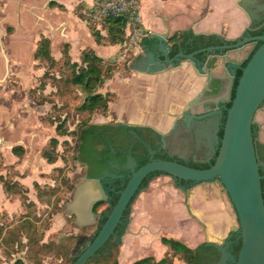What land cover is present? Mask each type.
I'll return each mask as SVG.
<instances>
[{
    "label": "water",
    "instance_id": "1",
    "mask_svg": "<svg viewBox=\"0 0 264 264\" xmlns=\"http://www.w3.org/2000/svg\"><path fill=\"white\" fill-rule=\"evenodd\" d=\"M256 1L257 5L251 0H242L240 5L246 9L252 23H257V27L261 28L264 27V0ZM168 36L169 33L152 35L150 39L156 43L154 48L148 46L142 49L131 66L135 71L149 74H161L169 69L181 70L185 73L183 75L186 85L185 94L176 103L168 104L160 118L163 125L169 129L163 131L152 124L149 125L166 133L176 127L179 121L188 122V118H193L192 112L196 110V106L213 103L216 108H219L218 113H222L223 110L226 113L223 136L217 148L218 154L209 168H195L178 160L168 159H152L138 170L133 168L125 188L116 192L119 198L112 206L111 212L104 215L106 221L100 230L90 235L78 236L71 253L72 257L76 258L72 264H86L111 237L117 235V228L124 223V213L130 202L143 180L153 172L167 175L155 178L149 187L173 185V191L183 193L184 200H189L186 198L187 193L204 187L221 185L237 223L232 226L230 234V237L235 236V240L228 241L225 246L223 245L225 240L222 244L208 243L207 245L218 249L227 258L226 250L229 249L230 244L241 241L238 256H231L232 263L264 264V190L262 185L264 176L260 173L254 136L256 116L264 105V34L240 38L233 44L209 46L190 54L181 52L173 58L170 57L172 47ZM201 53L206 59L198 58ZM213 57L223 60V70L228 81L226 95L218 99L213 97L203 99L212 80L217 77L208 67V61ZM247 59L249 60L244 65ZM238 70L242 71V75L238 80L233 98ZM198 88L200 89L197 90ZM229 102L230 106L227 105ZM175 110L178 112H174ZM129 124L147 125L136 118H131ZM216 125H218L216 129L218 131L219 124L216 122ZM206 129L208 134L212 132L209 124ZM217 143H219L218 140ZM174 179L178 183L184 181L190 184L183 183L177 187ZM90 183L91 185L86 184L82 188L84 192L81 194L95 193L98 196L89 204L88 220L80 222L86 225L94 224L97 218L104 217L102 214L93 212L92 208L96 202L107 199L105 196L99 197L98 192L102 193L99 181H90ZM140 195L146 196V190ZM134 205L135 202L124 235L117 237L120 238V251L121 239L129 237L128 230L134 221ZM76 214L78 215V212Z\"/></svg>",
    "mask_w": 264,
    "mask_h": 264
},
{
    "label": "crops",
    "instance_id": "2",
    "mask_svg": "<svg viewBox=\"0 0 264 264\" xmlns=\"http://www.w3.org/2000/svg\"><path fill=\"white\" fill-rule=\"evenodd\" d=\"M96 1L0 0V7L4 5L0 8V20L1 22L5 21L9 26L3 31L0 22V31L4 37H7L5 35L9 36L7 47L10 57L17 64L23 62L24 59L30 60L32 55L35 58L38 41L46 37L50 41V51L55 59H61L65 53H68L72 61L79 62L81 54L85 50H94L96 54L106 60L120 59V54L123 52L122 43H98L90 25L91 22L83 14V10ZM241 1L142 0V26L147 34L142 38V49L148 46L154 48L156 43L150 39L152 35L169 33L168 37H170L180 31L217 34L230 40L238 39L246 31L251 32L258 28V24L252 23L248 12L240 5ZM251 1L256 5L258 3L256 0ZM96 29L100 30L103 35L107 33L104 27L100 28L96 25ZM142 49L134 51L132 56L128 55L132 58L129 63L130 71L133 73L130 81L121 84L122 87L117 90L111 88L106 89L105 92L112 90L116 93L117 101L129 108L127 112L130 120L136 118L143 124H152L167 131L169 128L163 125L160 118L168 104L176 103L185 94L186 85L183 81L185 73L173 69L161 74L133 70L131 68L133 61L142 52ZM35 60L40 61L36 58ZM208 67L217 77L212 80L203 99L225 97L228 81L223 70V60L213 57L208 61ZM175 72L180 75L179 85L176 88L171 82H167L169 75ZM222 75L225 77H221ZM138 76L148 79L149 85L142 89L140 83L135 80ZM1 92L2 90H0ZM4 105L6 104L1 101L0 97V112L3 111L1 106ZM114 106L115 101L110 103V110H113ZM213 106H215L213 103H207L196 106L195 109H206ZM174 112H178V110ZM191 119L188 118L186 123L190 124ZM256 119L264 124V107L257 113ZM208 121L210 122L211 119ZM147 196L149 197L146 203ZM157 196L160 197L156 199ZM161 197L160 194L154 196L146 192V196L141 201L142 212L151 211V205H155L153 207L155 209H167L168 212H172L175 218L174 222L178 225L175 232L176 238L193 248L206 242L222 243L231 232L232 226L235 225L232 210L221 185L204 187L187 193L186 198L189 200L186 201L184 194L178 192L176 194L177 205L173 206L171 203L169 207L165 205L166 208L159 206L161 201L165 202ZM163 248L165 251L159 259L164 256L169 247ZM124 251L125 248L121 257L123 256L125 264L133 262H126V251L123 253Z\"/></svg>",
    "mask_w": 264,
    "mask_h": 264
},
{
    "label": "rangeland",
    "instance_id": "3",
    "mask_svg": "<svg viewBox=\"0 0 264 264\" xmlns=\"http://www.w3.org/2000/svg\"><path fill=\"white\" fill-rule=\"evenodd\" d=\"M2 22L4 31L9 26L6 22L3 24ZM5 36L7 37H4L0 31V90H2L0 97L6 104L1 106L3 111L0 112V175L18 180L24 188L28 189L27 195L33 206L31 210H28L20 194H6L0 182V227L4 228L6 235L19 224L18 221L23 219L24 214H27L39 226L44 227L49 224V229L44 233V241L61 242L70 237L74 240L80 233L83 234L82 232L86 231L83 229L84 225H88L78 221L75 205L84 195L81 194L84 192L82 188L91 183L83 176V167L74 159L77 144V133L74 134V132L77 131L81 119L76 111L78 112L77 106L82 103L86 95L73 87L70 96L61 98L58 95L57 86L53 84L54 81L42 78L45 73L43 62L35 60L32 55L30 60L24 59L21 63H15L7 47L9 36ZM132 54L133 51H130L129 55L132 56ZM131 56L120 61L114 60L115 62H112L115 67L113 78L108 79L105 85L97 90L101 92L111 88L117 90L122 87L121 84L128 83L133 75L129 68ZM140 78L142 77L138 76V80ZM143 81H140L141 88L145 86ZM41 84L45 86L44 89L40 88ZM46 97L47 101H41ZM117 98L113 100L115 101L113 110H109L106 115L97 113L92 117L91 123H98L106 118L130 120L127 114L122 116L115 111L116 105L121 104ZM57 107L62 110L60 111ZM61 114L63 117L67 115L68 134L65 136L58 135L56 124L53 123L55 117ZM52 137L59 138V145L56 148L59 159L55 163H48L42 156V151L49 147ZM16 145L25 147L23 155L18 156L13 153L12 149ZM58 168H63L64 172L60 174ZM65 177H69L70 182L74 184V190L66 184ZM37 183L43 188L42 198L39 197ZM146 192L154 196L160 194L161 198H164L165 202L159 203L161 208H166L165 205L169 207L171 203L173 206L177 205L178 192L173 191V185L148 187ZM98 194L100 198L103 197L102 193L98 192ZM148 197H146V203ZM159 197L157 196L156 199ZM143 199L144 196L140 195L135 200L134 221L128 230L129 237L121 239L119 264H125L123 256L121 257L124 248L126 253L133 255L130 259H125L126 262L150 255L159 259L165 251L163 247H170L168 243L162 241L163 236L168 235L167 237L172 236L177 239L175 232L178 225L174 222L173 213L168 212L167 209H155L153 208L155 205H151V211L144 213L141 207ZM234 221L237 225L235 218ZM3 224L5 227L1 226ZM2 240L0 228V264H13L16 259L26 257V248L23 250L19 248L11 255ZM24 242H27L26 239ZM60 261L49 255L44 258L43 264H58ZM176 264L185 263L176 261Z\"/></svg>",
    "mask_w": 264,
    "mask_h": 264
},
{
    "label": "trees",
    "instance_id": "4",
    "mask_svg": "<svg viewBox=\"0 0 264 264\" xmlns=\"http://www.w3.org/2000/svg\"><path fill=\"white\" fill-rule=\"evenodd\" d=\"M53 4V3H52ZM91 27L94 30V35L98 43L105 44H120L127 41L126 35V18L122 16L110 17L107 19L106 24L103 26L107 31L106 35L96 29V24L91 22ZM249 32L246 31L244 36ZM251 34L261 35L264 34L263 30H257L251 32ZM240 37V38H242ZM240 38L230 40L223 38L217 34H196L193 31H180L176 32L169 37V43L171 44L172 51L170 55L173 57L177 55L181 50H186L188 53H193L202 48H206L214 45L233 44ZM257 48V47H256ZM255 48V49H256ZM255 51V50H254ZM253 51V52H254ZM252 52V53H253ZM203 55L199 54V57ZM35 58L42 61L45 66V73L42 76L43 79H52L54 86L56 85L58 95L61 98H66L71 95L73 87L79 89L82 93H85V98L81 104L77 106L76 113L80 116V122L77 128V144L76 153L74 156L75 161L80 159V150L83 147V141L86 135L91 131V120L97 113L104 115L108 114L110 110V103L115 99L116 93L113 91L101 92L97 90L105 85L108 79H112L114 76L115 67L112 62L114 60H106L100 57L94 50H85L81 54L80 61H72L68 53H65L61 59H55L50 51V41L48 38L43 37L38 41L37 49L35 52ZM247 59L244 65L248 62ZM59 74V76L57 75ZM242 75V71H237L235 79V85L232 97H235V88L238 84V80ZM42 89L44 85H40ZM35 94V92H33ZM46 98H42L41 101H47ZM231 103L229 104V106ZM59 110L61 111L62 109ZM67 114V112H66ZM53 121L56 124V131L58 135L65 136L68 134L66 127L67 115L63 117V114L55 117ZM59 145V138L52 137L49 142V147L42 151V156L48 161V163H55L59 159V154L56 151ZM13 153L21 156L25 153V147L23 145H16L12 149ZM198 168L197 166H192ZM207 168V165L205 166ZM60 174L64 172L63 168H58ZM161 174V173H157ZM64 181L68 184L71 190H74L75 186L70 182L69 177H65ZM0 182L3 184L6 194H20L23 203L26 204L28 210H31L33 203L29 201L27 195L28 189L18 181L9 178L4 175H0ZM151 179H148L145 183L144 189L149 187ZM39 197H43V188L38 183L36 184ZM135 197L129 205V208L125 212L124 218H129L132 213V204L135 202ZM118 200V196H115L112 205H115ZM112 205H109V201L100 200L93 205L92 210L96 214L104 212H111ZM30 208V209H29ZM105 210V211H104ZM236 212V211H235ZM29 215V211H28ZM24 214L23 219L18 225H15L9 232L4 234V228H1V235L3 236L4 246L10 250L12 255L17 249H27V255L24 258H18L13 264H43V260L46 256L52 255L57 259H60L58 264H72L76 258H73L72 248L76 244L78 236L73 240L72 237L67 238L61 242L55 240L44 241V233L49 229V224L44 227L39 226L31 218ZM106 217L98 219L95 224L84 226L86 230L82 232L85 235H89L92 232H98L101 226L105 223ZM5 227V225H1ZM81 234V233H80ZM26 239V243L24 240ZM162 241L169 244L168 250L165 252L161 259H156L154 256H145L139 258L129 264H176V261L186 264H199V251L207 244H202L197 248H193L185 242L163 237ZM120 244L118 239L111 237L107 243L91 257L86 264H119Z\"/></svg>",
    "mask_w": 264,
    "mask_h": 264
},
{
    "label": "flooded vegetation",
    "instance_id": "5",
    "mask_svg": "<svg viewBox=\"0 0 264 264\" xmlns=\"http://www.w3.org/2000/svg\"><path fill=\"white\" fill-rule=\"evenodd\" d=\"M257 30L264 31V27L257 28L253 31ZM251 32L246 36L242 37V35L241 37L245 38L253 35ZM181 52L190 54L186 50H181L179 53ZM170 57L173 58L172 55H170ZM198 58L200 60L206 59L203 55L200 57L198 55ZM179 77L180 75L178 72L172 73L169 75L167 82H171L176 88L179 85ZM135 80L139 83L141 80H144V88L149 85V80L145 77L140 78V80H138V78ZM229 104L230 102L227 105L229 106ZM263 107L264 105L261 109ZM128 109L129 108H126L124 104H120L119 106L116 105L115 111L122 116H126V114L128 115ZM218 109L219 108H216V106H213L206 109L200 108L194 110V112H192L193 118H190V124L181 120L176 127L166 133H163L156 127L150 125H130L129 120H111L106 118L101 122L92 123L90 127L91 131L86 135V138L83 141V147L79 153L80 159L78 160V163L83 167V176L88 181H99V188H101L103 193V197L101 198H104L105 196V198H107L106 201H109V205H112L111 202L115 196H118L119 198V194L116 192L124 189L127 185L133 172L132 169L134 168L135 170H138L152 159L178 160L179 162L190 166L195 165L198 168H206L205 166L207 165V168H209L214 163L218 154L217 148L220 146V140L223 136L226 119L225 111L223 110L222 113H218ZM209 119H211L212 122H209ZM216 122L219 124L218 131H216L218 126L216 125ZM207 124L212 128L210 134H208L206 129ZM254 136L260 173L264 176V124L257 121V119L254 124ZM217 140L219 143H217ZM157 173L160 172H153L143 180L133 199L146 190L144 189V186L148 179H151L152 182L155 178L161 175H167ZM183 183L186 185L190 184L189 182L185 183L184 181L178 183L175 180V185L177 187H180ZM262 185L264 190V179L262 180ZM192 187L193 186H191V188ZM101 214L104 216L107 212ZM130 217L131 215L129 218H123L124 223L117 228L118 233L114 236V239H118V236L121 237L124 235ZM103 218H97V221L98 219ZM230 234L231 232L228 237L224 239V246L228 241L235 240V236L230 237ZM202 244L208 243L206 242ZM240 248L241 241L230 244L229 249L226 250L228 257L225 258L222 255V252L218 249L206 245L204 248L200 249L198 253L199 264H233L230 260L231 256L235 255L237 257ZM125 254L127 259L133 257L132 254Z\"/></svg>",
    "mask_w": 264,
    "mask_h": 264
},
{
    "label": "built area",
    "instance_id": "6",
    "mask_svg": "<svg viewBox=\"0 0 264 264\" xmlns=\"http://www.w3.org/2000/svg\"><path fill=\"white\" fill-rule=\"evenodd\" d=\"M142 0H97L83 10L88 21L103 28L110 17L122 16L126 18L127 41L122 43L123 52L120 59H126L130 51L142 49L141 41L147 36L142 26Z\"/></svg>",
    "mask_w": 264,
    "mask_h": 264
},
{
    "label": "bare ground",
    "instance_id": "7",
    "mask_svg": "<svg viewBox=\"0 0 264 264\" xmlns=\"http://www.w3.org/2000/svg\"><path fill=\"white\" fill-rule=\"evenodd\" d=\"M98 195L95 193H92L91 195H89L87 193L82 195V197L80 199H78V202L76 203L75 207L76 210L78 212V221L79 222H85L88 220V217L90 215V212L88 211V207L90 202L95 199ZM92 216H90L91 218Z\"/></svg>",
    "mask_w": 264,
    "mask_h": 264
}]
</instances>
